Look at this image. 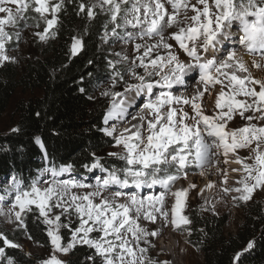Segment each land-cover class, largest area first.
<instances>
[{
  "label": "snow or ice",
  "instance_id": "snow-or-ice-1",
  "mask_svg": "<svg viewBox=\"0 0 264 264\" xmlns=\"http://www.w3.org/2000/svg\"><path fill=\"white\" fill-rule=\"evenodd\" d=\"M9 5H15V11ZM98 7L109 13L113 25L111 35L119 37L117 29L126 26L138 29L135 34L128 32L123 37L126 42L134 43L136 55L131 60L129 73L138 83L126 84L123 93H102L112 97V106L104 123L117 115L127 122L128 107L131 105L126 107L123 100L116 98L133 90L144 97L140 111L149 110L151 118L146 119V127L144 123L133 125L136 131L125 128L119 136H115L114 127L102 129L106 135L114 137V146H123L122 153L109 155L124 160L126 166L108 171L98 157L90 165H83L89 170L101 168L107 172L106 178L95 186L74 179H59L70 170V166L49 169L51 180H37L28 188L14 186L13 208H18L15 218L20 225L24 226L22 214L31 211V206L35 205L47 226L46 234L53 254L40 264H64L56 253L67 254L77 245L95 249V256L89 257L93 264L95 257L100 258L101 264H154L146 255L148 248L140 247V244L150 245L148 238L156 236L157 232L141 226L139 220L143 218L155 223L157 216L167 221L171 215L170 222L177 228L190 224L191 221L182 215L188 189L173 192L172 188L178 180L187 178V167L195 164L202 168L210 164L213 149L222 150L220 154L227 157L255 143L252 155L244 158L237 156L234 161L242 165L241 169H233L243 173L237 181L240 187H225L224 191L240 193L233 199L247 202L255 189L264 187V125L252 123L253 120L264 121V79L252 76L246 63L236 58V48L226 49L220 59L215 56L224 40H232L243 46L248 54L259 53L264 59V0H196L195 3L192 0H89L87 4L81 0L79 12L87 9V17L93 19ZM29 8L45 25L42 32L35 33L41 41L57 34L53 29H57L60 23L59 13L64 8V0H0V14H4L0 18V64L14 60L5 55V43L13 38L5 27L15 26L20 20L25 21V28L29 27L28 18L24 15ZM189 12L193 15L189 16ZM35 26L39 27V22ZM173 27L177 30L168 33ZM105 35H108L107 31ZM16 39H20L19 31ZM153 39L154 42H151ZM169 39L175 40L195 63L186 64L180 60L173 51V45L167 42ZM72 41L71 52L75 55L83 48V38L74 36ZM161 49L166 53L163 56L160 55ZM154 51L156 56L152 58ZM201 52L212 58L202 56ZM123 58L128 59L126 55ZM253 66L260 68L261 64L253 61ZM110 67L115 70L114 64L110 63ZM138 67L144 69V74L135 71ZM190 71L198 73L204 90L190 98L173 95V88L183 86L184 77ZM237 72L246 75L239 76ZM153 76L159 79H151ZM112 80L114 87L117 80H123V75L116 71ZM217 84L221 88L213 114L206 115L203 98L205 93L211 97ZM241 96L243 100L238 99ZM185 105L192 109L193 115L184 110ZM247 112L252 115L245 116ZM237 115L246 120L247 125L228 129V123ZM132 119L136 116L132 115ZM189 120L192 122L187 123ZM12 131L18 132L19 129ZM247 160L254 163L249 164ZM225 163H228L227 159ZM171 168L175 171H169ZM224 176V183L227 184V173ZM157 185L164 191L145 196L134 191L117 190L105 195L112 186L141 189ZM89 187L94 190L83 194L72 191ZM193 187L195 185H189V189ZM168 196L175 198L170 209L165 207ZM121 197H125L123 202H120ZM54 210L58 213L53 214ZM73 215L79 221L76 227H72ZM61 229L71 232L67 244L62 243ZM94 232L99 235L92 236ZM0 239L10 247H19L2 233ZM253 243L249 242L248 248ZM2 253L3 248H0ZM241 255L237 253L234 260H239ZM9 264L12 262L9 261Z\"/></svg>",
  "mask_w": 264,
  "mask_h": 264
},
{
  "label": "rangeland",
  "instance_id": "rangeland-1",
  "mask_svg": "<svg viewBox=\"0 0 264 264\" xmlns=\"http://www.w3.org/2000/svg\"><path fill=\"white\" fill-rule=\"evenodd\" d=\"M67 1L73 3L74 9L72 11L75 14H77L75 16V20H73L70 23V28L74 30L73 33L65 37L66 45H68L67 48L69 52H71V44L73 42L72 37L80 36L79 34L80 27L87 28L96 21H102L103 25H105L107 21L105 28L102 29L101 27L99 28L101 29L100 30L101 32L98 33V37L100 43L99 48L103 54V59L105 64L109 66V70L105 74L102 73L103 75L101 74L100 75L101 77H97L95 81L88 80L86 82L87 88L85 91L88 99V106L86 108V111L90 113L92 116L98 117L99 121H101L100 132L102 134H105V132L102 131V129L113 128L112 126L108 127V123L107 124L104 123L105 115L108 113V110H110V107L112 106L111 103L112 97L111 96L102 97L100 95L102 94V92L105 90L106 87L108 86L113 87L112 77L114 76L116 71L120 72L123 75V80H117L114 86L115 91L113 92H121V91L123 92L126 84L138 83V81L135 80L129 73V69L131 68V60L136 55V53H134V43L126 42L125 39L123 38L125 36V33L130 32L135 34L136 32H138V29H134L131 26H126L117 29V32L119 33V37L113 36L111 35L113 25L110 21V16L108 12L102 11L98 7L95 9V13H96L95 17L93 19H89L86 14L87 9H85V12H79V3L81 2V0H64V7H66ZM83 2L87 4L89 3V0H83ZM92 2H95V0H92ZM192 2L195 3L196 0H192ZM9 6L12 7L13 10L15 11V7H16L15 5H9ZM127 6L128 5H125L124 7ZM62 13H63V9L59 13L60 23L61 20L63 18L65 19V17L67 16L66 14L62 16ZM24 15L28 18L27 23L29 27L27 28L24 27V23H25L24 20H20L15 26L5 27V31H7L13 37L12 40L7 41L5 43V55L14 58V60L3 62L2 64H0V68L7 64H13L17 66L18 69L22 72L28 64L44 60L47 55H50L52 53L53 47L59 44L60 41L62 40L61 34L57 33V31L53 29V31H56L57 35H55L54 37H50L45 41H41L35 35V33L43 31L45 27L44 23L42 21H39L38 15L34 13L31 10V8H29ZM121 15H123V13H121ZM188 15L191 16L193 15V13L189 12ZM3 16L4 14H0V18H2ZM37 22H39V27L35 26ZM59 25L57 26V28L59 27ZM176 30L177 29L175 27L170 28L168 30V33H172ZM18 31L20 32L19 40L16 39V33ZM106 31L108 33L107 36L105 35ZM135 42H139V41H135ZM151 42H154V39ZM168 42L173 45V51L179 56L181 60L182 55H184L183 50L179 48L175 40L169 39ZM234 44L236 45V43L232 41V43L230 42L229 45L223 47V49L224 50L231 49ZM142 51L143 49L141 50V52ZM245 52L247 53L245 48L242 46L241 48L238 49L237 54L239 55L245 54L248 57V62L246 65L249 69V72L253 73L252 74V76L254 75L253 77H255L256 79L257 78L264 79V59H261L259 53L250 55L248 53L246 54ZM160 53H161L160 55L162 56L166 54L165 50L163 49L160 50ZM125 55L128 57L127 60L123 58ZM201 55L207 56V58H212L211 55L205 54L203 52H201ZM224 55L225 52L223 53V56ZM155 56H156V52L154 51L152 53V58H155ZM253 61H256L257 63L260 64L262 63L261 67L260 68L254 67ZM110 63L115 65V70L112 67H110ZM135 71L139 74H144L143 68L138 67L135 69ZM196 73L197 72L194 71V77H193L194 79L197 78L198 76V75L196 76ZM244 75H246V73H241L239 76H244ZM151 79H159V77L153 76L151 77ZM194 79H191L190 81H193ZM202 89L204 90V87H202ZM256 90L259 91L258 86H256ZM219 91L220 88L215 87L214 89H212V96L217 95ZM225 91H227V88H225ZM40 94H41L40 91L27 92L23 89H20L16 93L14 99L10 104L9 109L4 114L2 120L0 121V131L5 134L12 132L17 120L16 107L19 104V102L26 101L34 96L38 97ZM116 99H118V97ZM238 99L243 100L244 97L241 96L238 97ZM212 103H214L215 105V100H212ZM184 110L188 112L190 116L193 115L192 109L189 106L185 105ZM207 114L212 115L213 111L208 112ZM248 115H252V113L251 112L245 113V116ZM186 122L191 123L192 121L189 120ZM247 123L248 122L246 120L242 119L240 116L237 115L234 117L232 121L228 123L227 128L232 129V128L243 127L246 126ZM252 123L264 125V121L253 120ZM144 126L146 127V125ZM96 128L97 127H95V129ZM119 134L120 132L115 131V136H119ZM100 143H101L99 145V147L101 148V151L99 153V155L101 156L100 158L112 159L119 162L122 166H126V162L124 160L120 159L117 156L109 155V153H122L124 151L123 146L120 147L114 146L115 145L114 137L109 136V140L106 139L105 141ZM108 143L110 144V146L107 145ZM39 144L41 145V142H39ZM252 145L251 147L254 148L256 147L255 143H253ZM246 149L244 148L245 153L243 154V156H240L237 153L232 155H236L244 158V157H249L250 155L253 154L252 149H250L251 151L250 150L246 151ZM238 150H242V149H238ZM262 150H264V145H262ZM247 162L254 163L253 160H247ZM59 166L68 167V165L65 163H60ZM194 166L196 167L195 164H192L191 166L185 169V171L187 172V178L186 179L182 178L178 180L172 188L173 192L183 189L184 181H187V183L192 184L195 180L201 179V176L204 175V170L191 169V167ZM49 169L52 168H48V169L47 167L45 168L42 174H40L39 180L52 179V175L48 171ZM59 169L60 168H58L57 170ZM170 171L174 172L175 168H172V170ZM224 173H227V171L222 172L220 174L217 173L215 174L214 176L215 182L213 181V186L210 189L209 193L208 192L206 193L204 191L203 184L196 186L195 188H193V190L187 193V196L185 198V206L182 210V215L186 216L189 220L191 217H194L195 215V217L199 218V223L206 220L212 221L216 219H218L219 223L226 222L227 225L224 230L225 231L224 238L226 240L231 235H235V233L239 231L241 225L247 221H249L250 225L252 226L255 224L257 226V230L262 229L264 227V187L255 189L251 199L248 200L247 202H243L239 199H233V197H238L240 193H237L235 191L225 192L224 188L225 187L227 188L229 187V189L238 188L239 184L237 183V181L241 177H237L236 172H232L231 174L227 173V184H225ZM106 176H107V172L102 171L101 168H95L89 170L83 166H79V167L70 166V170L63 173L59 177V179H74L77 181H81L83 183H87L90 186H95L98 182H102V180L106 178ZM93 190H94L93 187L72 189V191L77 194H83L85 192H90ZM117 190L125 191V192L134 191L139 193L140 195H145V196L158 194L159 192L164 191V189H162L159 185L155 186L154 188L145 187L141 189H135V188L119 189L117 186H112L108 190V192L105 193V195L109 194V192L117 191ZM13 193L14 190L12 192H9V194L5 196V198H7L8 200H6L3 203H0V233H2L3 236L7 237V239L12 243L19 245V247H10L7 244H5L3 241L4 247H10L16 249L23 255V257L26 258V262L19 264H40V261L50 258V256L53 254L52 245L50 244L49 237L46 234L47 226L42 222L43 218L40 217L39 211L36 209L35 205L31 206L32 207L31 211H25L22 214L24 226H21L20 222L17 221L15 218V211H17L18 208H13V203H14ZM212 194H216V197L211 199L210 195ZM119 199L120 202H123L125 197H121ZM174 202H175L174 197L172 196L166 197L165 207L170 209L174 204ZM57 213L58 210H54L53 214H57ZM171 219L172 217L171 215H169L168 220L167 221L165 220L163 222V218L157 216L156 222L152 223L150 221L141 218L139 220L141 226L147 228L149 231H156L157 235L148 238L150 241V245L141 242L140 247L148 248L146 255L151 258V261H153L154 264H163V262H167V264H173L174 259L177 260L175 264H183V263L186 264V262H183L184 260L181 258L182 256L181 254H183L184 251H188L189 253L188 264H201L203 262V255L200 251H198L196 247L193 246V243L196 241V239L190 236L191 233L189 229L192 223L187 225H181L179 228H177L170 222ZM72 220H73L72 227H76L79 221L76 219L74 215L72 217ZM60 234L63 237L62 243L67 244L70 239L71 232L67 229H61ZM91 235L98 236L99 233L94 232ZM64 238H66V242H64ZM133 247L135 248V245H133ZM91 249L95 252V249L93 248ZM252 249L253 246L251 248L248 247L245 248V250L241 252L242 255L240 256L239 260H235L234 264H241L242 261L244 262L245 260L244 257L246 253L248 251H251ZM72 250L73 249H71L67 254L56 253V255L61 261L64 262V264H67V261L72 257L71 254ZM9 261L10 260L8 259H4V249H3V253L0 254V264H9ZM12 264L15 263L12 262Z\"/></svg>",
  "mask_w": 264,
  "mask_h": 264
},
{
  "label": "trees",
  "instance_id": "trees-1",
  "mask_svg": "<svg viewBox=\"0 0 264 264\" xmlns=\"http://www.w3.org/2000/svg\"><path fill=\"white\" fill-rule=\"evenodd\" d=\"M73 9V3L67 1L62 13L67 16L55 29L62 40L44 60L28 64L22 72L13 64L0 68V121L20 89L41 92L17 105L14 129L18 128V132L0 131V203L8 200L5 196L14 186L27 188L39 180L46 167L58 169L60 163L79 167L91 164L98 156L108 171L125 167L115 160L100 158V142L109 140V136L100 132L98 117L86 111V82L95 81L109 70L98 37L107 21L105 25L96 21L87 28L80 27L83 48L73 55L65 41L74 31L70 28L77 15ZM190 220V236L196 239L193 246L203 255L201 264H234L236 254L244 251L249 242H254L253 249L241 264H264V227L257 230L247 221L226 240V222L216 219L199 223L195 215ZM0 248L4 249V259L15 264L26 262L19 251L4 247L2 239ZM71 254L67 264H93L89 257H94L95 252L86 245H77ZM95 264H101L98 257Z\"/></svg>",
  "mask_w": 264,
  "mask_h": 264
},
{
  "label": "bare ground",
  "instance_id": "bare-ground-1",
  "mask_svg": "<svg viewBox=\"0 0 264 264\" xmlns=\"http://www.w3.org/2000/svg\"><path fill=\"white\" fill-rule=\"evenodd\" d=\"M230 42L232 43L231 40H224L222 42V45L218 46V50L215 53V56H216L217 59H220L221 56H223V53L225 52V50L223 49V47L229 45ZM241 47L242 46L237 45V44L236 45L234 44L232 46V48H236L237 51ZM249 57H250V55H249ZM236 58L237 59H242L246 64L248 62V57L245 54H242V55L237 54V57ZM181 60L184 61L186 64H188V63H195L194 61H191L190 58H188V56H187L186 53H184V55H182ZM165 71H167V69H165ZM229 71H231V70H229ZM237 74L240 75L241 73L240 72H237ZM197 75H198V73H196V76ZM193 77H194V71L188 72V74L184 77L185 84L183 86H181V85L175 86L173 88V95H180V96H183V97H186V98H190L191 96L196 95L198 92L203 91L202 87H204V83L199 80V76H197V78H195V79ZM191 79H194V80L193 81H190ZM257 79H259V78H257ZM225 84H227V81H225ZM216 88H221V86L219 84H217L216 85ZM106 91L113 92V91H115V87H109L108 86V87L105 88V90L102 93H104ZM100 96L105 97V95H102V94ZM216 96L217 95H213L212 97H209L208 94L205 93V96L203 98L202 104H203V108H204V113L206 115H208L207 114L208 112H212L213 109L215 108V105H214V103H212V100H216ZM117 100H123L126 107L129 106V105H131V107H128L129 115L127 116V122H125V120L122 119V118H120L118 115L115 116L112 119H109V121H108V127H111V126L114 127L116 132H120L121 133V132H123V130L125 128H130L134 132V131H136V129L132 127L133 125L139 126L142 123H144V125H146V119L151 118V114H150L149 110L145 109L143 111H140V108H141V106H142V104L144 102V97L137 95V93L134 90L133 91H129L128 93H126L122 97H118ZM173 106L174 107H177V108L180 107V105H173ZM108 112H109V110H108ZM132 115H135L136 116V119L133 120L132 119ZM142 118H144V119L142 120ZM126 135H127V133H126ZM253 148L254 147H250V148H247V149L245 148V149H246V151H248V150L253 149ZM221 151L222 150L213 149V155L211 156V163L210 164H205L202 168L201 167H197V166L196 167L195 166L194 167H191V169L204 170V175L201 176V179L195 180L192 184H189V183H187V181H184V188L183 189H188V192L187 193H189L191 190H193V188H195L196 186H199L200 184H203L204 191L206 193L207 192L209 193L210 192V189L212 187H208V185H213L214 176H215L216 173L217 174H220L222 172H226L227 171L228 174H231L232 172H236V171H233V169H241L242 168V165L241 164L239 165V163L237 164V163L234 162L235 159H236V157H237L236 155H232L230 153L227 157H225L222 154H220ZM236 153L238 155H240V156H243V154L245 153L244 152V148L242 150H237ZM225 159L228 160V163H225ZM249 164H253V163H249ZM236 173H237L236 174L237 177H241L242 176V172L241 173L240 172H236ZM189 185H195V187L189 189ZM239 187H240V184H239ZM215 197H216V194L210 195V198L211 199L212 198H215ZM224 204H225V202H224ZM164 221H165V219H163V222ZM181 255H182L181 258L184 260L183 262H186V264H188V262H189V253H188V251H184L183 254H181ZM176 261L177 260L174 259L173 264H175Z\"/></svg>",
  "mask_w": 264,
  "mask_h": 264
}]
</instances>
